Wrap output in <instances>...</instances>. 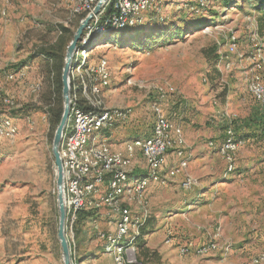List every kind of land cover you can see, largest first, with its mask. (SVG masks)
Listing matches in <instances>:
<instances>
[{"label": "rangeland", "instance_id": "obj_1", "mask_svg": "<svg viewBox=\"0 0 264 264\" xmlns=\"http://www.w3.org/2000/svg\"><path fill=\"white\" fill-rule=\"evenodd\" d=\"M197 1L166 0L156 14L154 10L143 14L139 24L89 37V61L105 59L114 72L109 90L103 91L107 107L132 112L129 122L115 131L114 140L122 143L131 141L128 137L149 133L154 123L150 88L158 85L174 90L160 103L161 111L183 127L190 147L187 149L193 155L188 172L196 178L198 188L183 192L181 177L165 186H151L146 211H134L145 216L143 226L130 234L140 264H169L167 254L159 253L163 247L167 253H174L177 262L173 264H188L184 262L186 257L178 254V246L191 235L187 217L190 213L199 218L209 214L204 205L217 194H210L216 183L211 188L203 187L212 181L202 178L201 167L193 163L194 159H220L207 147L209 141L221 140L211 136L210 128L224 131L228 117L234 115V131L239 138L245 109L263 111L248 94L245 80L251 68L246 58L257 51L264 56V14L257 10L259 0H201L202 8L197 7ZM75 7L71 0H7L4 7L0 4V12L6 11V17L0 16V96L15 107L0 104V116L10 118L18 129L11 138L0 139V264H64L57 238L58 192L52 156L56 128L52 129L44 115L45 97L52 92L49 73L53 69L40 53L59 44V27L69 29L74 36L85 18L79 22L73 17ZM231 37L242 58L224 54L222 63L229 62L231 67L223 73L216 52L226 50ZM129 67L132 71L126 72ZM20 69L25 72L21 81L5 80L7 74ZM128 79L130 86L125 85ZM38 83L40 91L35 89ZM250 137L252 141L242 144L235 159H264V129L250 132ZM135 162L141 165L140 155ZM221 184L216 186L223 187ZM225 199L235 205L236 222L224 230L233 241V249L225 256L213 255L210 262L193 258L197 264H254L255 259L264 257V226L247 221L259 204L263 207L260 223L264 224V196L227 195ZM243 200L250 202L244 205ZM230 209L231 205L225 208L227 213ZM94 227L109 229L104 213H81L72 234L64 225L70 264H113L102 254L103 243L94 236ZM168 238L176 246H166Z\"/></svg>", "mask_w": 264, "mask_h": 264}, {"label": "built area", "instance_id": "obj_2", "mask_svg": "<svg viewBox=\"0 0 264 264\" xmlns=\"http://www.w3.org/2000/svg\"><path fill=\"white\" fill-rule=\"evenodd\" d=\"M75 1L73 17L94 11L100 0ZM166 0H107L99 14L94 16L85 28L86 35L76 45L71 56L69 72V113L58 147L62 166V200L65 212L64 225L72 234V227L79 214L85 211L104 213L109 227L103 231L94 227V236L100 240L102 254L112 260L113 264H140L134 238L130 234L145 223V216L135 213V209L145 212L148 206L147 192L151 186H165L170 181L181 177L180 187L185 193L198 188L199 183L187 170L192 158L188 151L182 128L171 122L161 111L160 103L173 89H165L152 85L150 93L153 101L150 110L154 115L151 134L147 138L133 139L122 144V151L113 150L108 143L119 128L127 124L132 116L130 109L107 107L104 90L108 89L114 72L105 59L96 63L89 61L92 33H105L111 30L139 24L142 15L148 11L158 12ZM7 0H0L6 5ZM112 3L113 13L105 19L102 27L98 23L102 19L106 7ZM199 7L204 3L197 1ZM6 17L5 9L0 12ZM84 32V33H85ZM226 55H237L234 37L228 40L226 50L218 49L216 61L221 64ZM251 68L246 73L247 92L253 101L264 111V56L257 51L246 58ZM222 72L230 70L229 62L222 63ZM225 72H224V71ZM128 68L126 72H131ZM130 74V73H127ZM25 76L24 69L7 74V82L21 81ZM223 82V80H222ZM130 86L128 79L125 85ZM40 83L35 87L40 91ZM109 92V91H108ZM9 109L14 103L2 99ZM224 130V139L213 148L226 166L224 177L234 172V160L242 146V141L235 135V116L228 117ZM18 129L8 117L0 116V139L11 138ZM210 147L213 145L210 144ZM142 157V175L134 173L136 154ZM172 156L169 163L168 156ZM174 240L164 241L171 246ZM233 249V241L224 237L216 228L207 240L200 244L187 241L178 246L180 257L206 258L213 255L225 256ZM264 260L261 256L253 261L259 264Z\"/></svg>", "mask_w": 264, "mask_h": 264}, {"label": "crops", "instance_id": "obj_3", "mask_svg": "<svg viewBox=\"0 0 264 264\" xmlns=\"http://www.w3.org/2000/svg\"><path fill=\"white\" fill-rule=\"evenodd\" d=\"M241 124L239 123V125L242 127L240 128L241 130L240 133L242 135H240L239 138L244 145L245 142L248 143L249 141H252V138L250 137V132H254V134H256L257 132L263 131L264 111L257 112L253 109H249V110L245 109V115L243 117V121ZM181 128L184 134L186 146L190 148L186 141L185 131L183 127ZM211 130H213L212 132H210L213 138H219V137L221 138V140L219 141L211 140L207 143V147L210 150H214L213 148L217 147L224 139V131L223 130L221 131V128L216 130L213 127L209 129V131ZM150 134H151V130L149 131L147 135L145 134L143 137L135 136V137H128V139L133 140V139H139V138H147L150 136ZM198 134L199 133H197L196 136H198ZM114 137H112L111 139H108V143L111 145L113 150L122 151L123 149L122 144L128 141L118 143L117 142L118 139L114 140ZM210 144H212L213 146L210 147L209 146ZM139 155H140L139 153L136 154V159ZM172 160H173L172 156L171 155L168 156L169 163H171ZM195 162L196 164H199L201 167L202 178L205 179V181H212L211 183H208L206 185L204 184L203 187L211 188V186L215 185V183L216 185L218 183H222L221 185L223 187H217L215 185V187H213L214 189H211V192H210L211 195L214 192H217V194L215 197H211L212 199L211 198L207 199L204 205V207L207 209L209 214L207 215L203 214L202 217H200L201 220L199 216H197V214L190 213V215H188L187 220L190 223L191 229L189 230L191 232L190 233L191 235H190V239L187 241H191L194 244H200L203 241L207 240L208 237L212 235L213 231L216 228H219L221 230L222 235L224 237L232 240L231 238L227 236L224 230H225V227L234 226L236 222L235 214H233L234 213L233 211H235V209H232V206H235V205L232 201L230 200L227 201V199L225 198L227 195L229 196L238 195L241 197H262L264 196V159H235L234 160V172L231 175H227L226 177H224L225 165L221 159H196V160L194 159L193 163ZM142 164H143V160L140 166L136 165L135 171H134L136 175L143 174ZM211 195H208V196H211ZM249 202L250 201L243 200L241 204L245 205V204H248ZM253 203H257V202L254 201ZM228 205H231V209H232V210L231 209L229 210V213H227L228 210L227 211L225 210V208ZM262 210H263V207L262 206L259 207V204H257L254 207V209L249 213V217L251 216L252 219L250 221H247V223L253 222L254 225L263 227L264 224L260 223L263 220L262 219L263 214L260 215ZM188 218H191L190 221ZM173 244L170 246V248L176 246ZM167 252L168 251L165 249V247L159 250V253L161 255L167 254L169 264H173L172 262H177L176 259L174 258V253H170V252L167 253ZM94 256H97V255L94 254ZM210 259L213 260V257L212 256L206 257L204 260H207V262H210ZM184 262L188 264H197L196 263L197 260H195V258L193 257L184 258Z\"/></svg>", "mask_w": 264, "mask_h": 264}, {"label": "water", "instance_id": "obj_4", "mask_svg": "<svg viewBox=\"0 0 264 264\" xmlns=\"http://www.w3.org/2000/svg\"><path fill=\"white\" fill-rule=\"evenodd\" d=\"M106 1L107 0H100L99 3L94 8V11L91 14L87 15L79 24L71 43L66 48L64 66H63L62 75H61V85H62L61 97H62L63 106H62L61 119H60L58 126L55 129L54 137L52 141V156L54 159V166L56 168V188L58 192L57 203H58V212H59V227H58L57 238L60 243L64 264H70V257H69L68 243L65 239V234H64L65 212H64L63 200H62V166H61V161L59 157L58 147L60 144L61 135L65 127L68 113H69V108H68L69 77L68 75L71 69L70 62H71L72 53L75 50L77 42L80 41L83 31L85 30L89 22L92 20V18L99 14L101 8L106 3Z\"/></svg>", "mask_w": 264, "mask_h": 264}, {"label": "trees", "instance_id": "obj_5", "mask_svg": "<svg viewBox=\"0 0 264 264\" xmlns=\"http://www.w3.org/2000/svg\"><path fill=\"white\" fill-rule=\"evenodd\" d=\"M259 5L260 6L258 7L257 10L262 12V14H264L263 13L264 6L262 5V0H259ZM197 7H199L198 3H197ZM153 12H155V14L157 13L156 11H153ZM112 13H113L112 3H110L105 9L102 19L98 23V28L103 26L105 19H107ZM76 17L79 18L78 21L80 22V20H82L85 17V15L76 16ZM58 33L60 36L59 44L57 46L55 45L56 47H54L50 51H43L42 53H40V55L43 56L42 58L44 59L45 63L49 66H52V69H53L49 73V77H51V81H52L51 82L52 92L49 93L47 97H45L47 107H46V110L44 111L45 113L44 115L48 117V121L51 124V127L53 130L58 126L60 119H61V115H62L61 75H62V69L64 66L65 50L73 36V33H71L69 29L64 28V27H59ZM83 35L84 33L82 34V37ZM66 38H68V40H66ZM56 97H57L56 99L57 105L56 107L55 106L53 107L54 99ZM80 215L81 214H79L78 217H80ZM146 227L148 228L150 226L146 224ZM146 227L142 229L143 230L142 234H145L144 232L146 230ZM139 247H141V244H139Z\"/></svg>", "mask_w": 264, "mask_h": 264}]
</instances>
